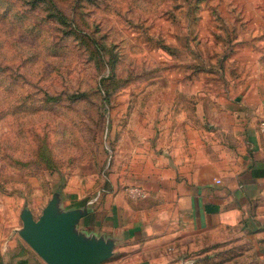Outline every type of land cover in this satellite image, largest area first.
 Masks as SVG:
<instances>
[{"label":"rangeland","instance_id":"374dc122","mask_svg":"<svg viewBox=\"0 0 264 264\" xmlns=\"http://www.w3.org/2000/svg\"><path fill=\"white\" fill-rule=\"evenodd\" d=\"M247 9L246 0H0V208L15 198L39 217L56 192L75 205L109 183L142 199L121 176L130 119L137 113L150 134L169 78L220 73L216 51Z\"/></svg>","mask_w":264,"mask_h":264},{"label":"crops","instance_id":"0c3cea01","mask_svg":"<svg viewBox=\"0 0 264 264\" xmlns=\"http://www.w3.org/2000/svg\"><path fill=\"white\" fill-rule=\"evenodd\" d=\"M246 3L216 51L220 73L169 78L150 134L130 119L121 176L147 196L132 201L109 183L66 206L59 192L62 209L87 210L81 232L114 241L100 264H264V0ZM15 203L1 204L12 215L0 219V264H48L19 233Z\"/></svg>","mask_w":264,"mask_h":264},{"label":"water","instance_id":"95a60500","mask_svg":"<svg viewBox=\"0 0 264 264\" xmlns=\"http://www.w3.org/2000/svg\"><path fill=\"white\" fill-rule=\"evenodd\" d=\"M54 193L39 217L29 207L21 212L19 233L48 264H100L113 254L114 241L86 236L77 228L86 209H62Z\"/></svg>","mask_w":264,"mask_h":264},{"label":"built area","instance_id":"2783aa9c","mask_svg":"<svg viewBox=\"0 0 264 264\" xmlns=\"http://www.w3.org/2000/svg\"><path fill=\"white\" fill-rule=\"evenodd\" d=\"M262 127H264V120H262L261 122ZM221 179L218 178L217 182H220ZM128 194L130 197L132 198H143L145 196H147L148 192L145 188L141 187V186H136V185H131L127 188Z\"/></svg>","mask_w":264,"mask_h":264},{"label":"trees","instance_id":"16d2710c","mask_svg":"<svg viewBox=\"0 0 264 264\" xmlns=\"http://www.w3.org/2000/svg\"><path fill=\"white\" fill-rule=\"evenodd\" d=\"M59 13V8H56V15ZM108 95V94H107ZM107 95H106V97H107ZM105 97V98H106ZM107 100V99H106Z\"/></svg>","mask_w":264,"mask_h":264}]
</instances>
